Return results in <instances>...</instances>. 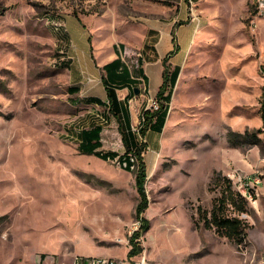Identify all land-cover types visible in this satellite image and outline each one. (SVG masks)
<instances>
[{"label": "rangeland", "instance_id": "rangeland-1", "mask_svg": "<svg viewBox=\"0 0 264 264\" xmlns=\"http://www.w3.org/2000/svg\"><path fill=\"white\" fill-rule=\"evenodd\" d=\"M143 3L149 2L0 0V264H76L77 257L112 249L122 250L116 259L123 264H204L221 255L230 264H264V0L194 3L201 36L182 64L160 148H147V128L133 132L148 202L140 253L126 256L138 226L134 170L125 171L116 158L82 155L70 136L81 124L73 116L84 107L70 104L52 28L60 24L52 21L62 19L65 28L64 16L87 15L95 34L108 20L127 27L155 18L157 7ZM229 131L236 132L232 141ZM214 166L249 205L251 227L239 247L193 224L195 206L211 205ZM253 175L258 183L248 195L239 185Z\"/></svg>", "mask_w": 264, "mask_h": 264}, {"label": "crops", "instance_id": "crops-1", "mask_svg": "<svg viewBox=\"0 0 264 264\" xmlns=\"http://www.w3.org/2000/svg\"><path fill=\"white\" fill-rule=\"evenodd\" d=\"M193 1L195 4L199 2V0ZM147 2L149 3H143L141 7H157L155 18L149 21L141 20L127 27L124 21L121 26L113 27L108 20V25L95 27V34L91 30L92 22L91 24H89L90 20L87 21L89 23L84 22L89 19L87 15L84 18L79 17L78 14L64 16L65 28L60 19L52 21V23L60 24L57 28L52 25V28L56 33L57 63L65 71L70 104L73 107H84L73 116L72 122L81 123L80 127L70 131L72 132L70 136L82 155L105 160L99 157L97 152L115 151L120 154L118 148L123 147L126 151L134 148L137 142L131 130V124L135 121L139 122L143 109H147L146 94L156 96L162 85V71L166 68L168 74L172 72V79L168 80L166 86L167 89H172L168 103L170 106L182 64L196 40L201 36L199 27L188 18L185 1L147 0ZM103 15L105 13H100L98 16ZM119 27L120 31H118ZM107 32H109L108 39ZM135 89H138L137 93ZM108 91L111 93L109 96ZM85 107L95 111L103 108V111L95 114L86 110ZM148 112L152 116L147 122L145 133L150 141L147 148L155 152L160 148L157 138L167 125L169 109L160 129L155 127L156 112L150 110ZM107 121L109 125L106 127L104 123ZM229 133L236 132L227 133V140L232 141ZM255 140L252 138L253 145L256 144ZM96 141L97 147L88 153ZM219 169L214 166L212 174L214 171H220ZM261 193L264 194V191ZM179 231L181 232L176 229L175 233ZM191 234L192 232L187 235ZM187 240L183 246L185 252L188 248ZM120 251L122 252V250L112 249L106 254L90 252L87 256L108 254L107 258H117L121 255L118 254ZM126 252L127 257L134 256L128 255L129 250ZM204 264L230 263L227 262L226 256L221 255Z\"/></svg>", "mask_w": 264, "mask_h": 264}, {"label": "trees", "instance_id": "trees-1", "mask_svg": "<svg viewBox=\"0 0 264 264\" xmlns=\"http://www.w3.org/2000/svg\"><path fill=\"white\" fill-rule=\"evenodd\" d=\"M171 79L172 72L168 74L166 68H164L162 71V85H160L155 96L159 101L158 109L155 110V123H157L155 127H158V129H160L163 125L169 109L168 103L172 89H167L166 86L168 80ZM109 95H111V93L108 91V96ZM142 113L144 118L141 120L142 123L141 121L138 123L142 128L141 131L143 133V130L147 128V122L150 120L152 115L148 113L147 109H143ZM261 117L262 121H264V106H262ZM229 135L231 138L232 133ZM96 147L97 141L88 153L92 152ZM127 151H132L136 156V169H134V173L136 187L139 193V200L135 206V218L138 222V227L134 229L127 238L130 245L128 253L130 256L136 255L142 250L138 239L147 228L148 222L143 216V209L148 202L145 197L144 190V180L146 174L143 159L140 155L142 152L141 147L137 144L134 148L128 149ZM127 151L120 154L115 151H99L97 153L99 157L105 160L114 158L122 159L123 157L126 158ZM124 169L130 170L129 167ZM207 187V191L211 194V205L208 208L203 207L201 204H197L195 206V215H192L194 226L212 229L217 236L226 238L237 247L244 245L246 243L248 229L251 227L250 222L246 219L249 206L247 199L235 189L231 179L220 171L213 172ZM251 192L254 197L253 190H251Z\"/></svg>", "mask_w": 264, "mask_h": 264}, {"label": "built area", "instance_id": "built-area-1", "mask_svg": "<svg viewBox=\"0 0 264 264\" xmlns=\"http://www.w3.org/2000/svg\"><path fill=\"white\" fill-rule=\"evenodd\" d=\"M186 1L189 5V9L191 10L190 12V20L194 21L196 23V21L199 19L197 18L195 15H193V9L195 7V4L193 0H183ZM61 22L64 24L63 20L60 19ZM264 72V71H262ZM148 100V107L147 110L150 111H155L156 109H158L159 106V101L156 99V97L154 95H150V94H146V101ZM139 125V124H138ZM140 129V125L139 128L135 129L134 127L131 128L132 132H139ZM130 155H134L132 151H127L126 153V158L123 157L122 159H117V163L120 167L123 168H128L129 169H134L135 167H131V162H130ZM258 183V179L255 175L247 177L244 181V183H240V187L244 188L245 190L248 191V195H249V190L251 184H257ZM138 227V226H137ZM136 227V228H137ZM135 228V229H136ZM131 234V233H130ZM111 262H117L116 258H107V257H77V263L76 264H109ZM126 264H144L143 260L140 262H135V263H126Z\"/></svg>", "mask_w": 264, "mask_h": 264}, {"label": "bare ground", "instance_id": "bare-ground-1", "mask_svg": "<svg viewBox=\"0 0 264 264\" xmlns=\"http://www.w3.org/2000/svg\"><path fill=\"white\" fill-rule=\"evenodd\" d=\"M130 162H131V167H135V157H134V155H130ZM131 170H134V169H131ZM109 264H123V263H119L117 261V262H111Z\"/></svg>", "mask_w": 264, "mask_h": 264}, {"label": "water", "instance_id": "water-1", "mask_svg": "<svg viewBox=\"0 0 264 264\" xmlns=\"http://www.w3.org/2000/svg\"><path fill=\"white\" fill-rule=\"evenodd\" d=\"M134 91L137 93L138 92V89H135Z\"/></svg>", "mask_w": 264, "mask_h": 264}]
</instances>
